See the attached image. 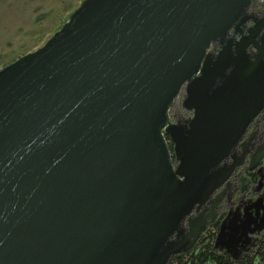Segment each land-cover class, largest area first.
<instances>
[{
  "label": "water",
  "instance_id": "95a60500",
  "mask_svg": "<svg viewBox=\"0 0 264 264\" xmlns=\"http://www.w3.org/2000/svg\"><path fill=\"white\" fill-rule=\"evenodd\" d=\"M252 1L85 0L0 70V264H168L193 249L214 193L264 160L236 152L264 109ZM182 92L191 115L172 122ZM252 208L229 213L216 249L250 250L264 231Z\"/></svg>",
  "mask_w": 264,
  "mask_h": 264
},
{
  "label": "rangeland",
  "instance_id": "374dc122",
  "mask_svg": "<svg viewBox=\"0 0 264 264\" xmlns=\"http://www.w3.org/2000/svg\"><path fill=\"white\" fill-rule=\"evenodd\" d=\"M84 1L0 0V70L23 55L42 47ZM261 2L260 9L264 11V0ZM182 100L181 94L175 101L177 106L172 107L171 113L178 118H187L191 114H184ZM172 120L176 121L173 116ZM242 171L241 169L239 174ZM246 174L247 172L243 176ZM237 179L240 185V176H237ZM195 252L196 250L193 253ZM189 256L184 259H188ZM260 258L262 259L254 264H264V256L261 255ZM188 261L192 264L190 259Z\"/></svg>",
  "mask_w": 264,
  "mask_h": 264
},
{
  "label": "flooded vegetation",
  "instance_id": "af4514ba",
  "mask_svg": "<svg viewBox=\"0 0 264 264\" xmlns=\"http://www.w3.org/2000/svg\"><path fill=\"white\" fill-rule=\"evenodd\" d=\"M261 1L262 0H254L247 9L246 14L250 17V19L242 26L244 34H246L247 30L254 24L253 17L261 18L263 16L264 11L260 9L262 3ZM230 37L239 39L240 34L234 32L233 30L230 32ZM219 49L220 44H212L210 51L216 54ZM175 106L177 105L175 104ZM177 113H179V111ZM184 114L189 115L190 113H186L185 111ZM245 144H248L251 151L255 153L258 152L259 149L264 147V110L254 119L249 127L248 132L243 137L241 143L237 145L236 150H239ZM227 162H229V160ZM241 169L243 170V173L241 172L240 174L232 176L228 186L221 189L220 191H218V189V192L216 191L218 194L220 193V195H222L223 200L221 204L215 209V219L209 222L206 230L200 235L193 249L190 252L179 254L180 256L186 257L187 255L193 253L195 250L196 254H198L202 248L201 245L203 243L211 245L214 239L216 241L222 223L230 212L235 210L239 211L243 220L241 223H243L246 221L245 212L249 207H253L251 211L256 214V208L260 209L261 206H264V160L260 164V166L254 170H250L249 166H247L246 163L241 167ZM241 169H238L237 173H239ZM246 172V176H243ZM237 176H240V185H238L237 183ZM261 183L262 186L260 187ZM215 194L213 195V197L215 196ZM210 209V204L203 205L200 208L199 212H209ZM258 212L264 213L262 209H260ZM258 225L259 222H255L249 228L255 229ZM251 236L252 239H250V241L246 243V247H249L250 250L257 245L260 239L264 238V231H262L260 234ZM223 251L227 252L226 250ZM244 253L246 252H243L242 256H244Z\"/></svg>",
  "mask_w": 264,
  "mask_h": 264
},
{
  "label": "trees",
  "instance_id": "16d2710c",
  "mask_svg": "<svg viewBox=\"0 0 264 264\" xmlns=\"http://www.w3.org/2000/svg\"><path fill=\"white\" fill-rule=\"evenodd\" d=\"M173 149V146H170ZM201 250L198 254L191 253L188 259H184L183 256H174L169 264H190L189 259L192 264H254L259 259L260 256H264V238L260 239L257 245L244 253L239 260L234 259L230 254L225 251H221L215 248V244H205L201 245ZM257 249V250H256Z\"/></svg>",
  "mask_w": 264,
  "mask_h": 264
},
{
  "label": "built area",
  "instance_id": "2783aa9c",
  "mask_svg": "<svg viewBox=\"0 0 264 264\" xmlns=\"http://www.w3.org/2000/svg\"><path fill=\"white\" fill-rule=\"evenodd\" d=\"M241 151H242V148H240L239 150H237L238 153H240ZM236 174H239V173H236ZM213 243H215V239L213 240Z\"/></svg>",
  "mask_w": 264,
  "mask_h": 264
},
{
  "label": "bare ground",
  "instance_id": "6f19581e",
  "mask_svg": "<svg viewBox=\"0 0 264 264\" xmlns=\"http://www.w3.org/2000/svg\"><path fill=\"white\" fill-rule=\"evenodd\" d=\"M253 1H254V0H253ZM253 1H252V2H253ZM217 44H219V43H217ZM177 99H178V98H177ZM215 193H216V192H215ZM215 193H214V194H215Z\"/></svg>",
  "mask_w": 264,
  "mask_h": 264
}]
</instances>
